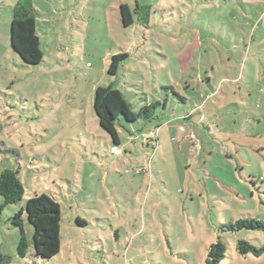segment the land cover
Masks as SVG:
<instances>
[{
	"label": "rangeland",
	"instance_id": "374dc122",
	"mask_svg": "<svg viewBox=\"0 0 264 264\" xmlns=\"http://www.w3.org/2000/svg\"><path fill=\"white\" fill-rule=\"evenodd\" d=\"M16 1L0 0V172L16 170L24 194L7 206L0 196L5 264H205L217 238L220 264H264L236 250L240 239L264 246L263 232L228 230L264 221V22L242 23V7L258 9L240 0H31L43 58L28 66L10 45ZM116 54L128 57L112 77ZM110 83L134 114L166 100L153 119L120 117L118 146L93 109L96 88ZM43 194L60 205V252L35 256L24 212L22 258L12 219Z\"/></svg>",
	"mask_w": 264,
	"mask_h": 264
},
{
	"label": "trees",
	"instance_id": "16d2710c",
	"mask_svg": "<svg viewBox=\"0 0 264 264\" xmlns=\"http://www.w3.org/2000/svg\"><path fill=\"white\" fill-rule=\"evenodd\" d=\"M218 1L224 2L225 4L227 3L226 0ZM142 9L145 8L137 7L135 13ZM242 9L246 10L244 7H242ZM144 14L145 12H143V15ZM120 15L124 27H129L133 24L132 13L126 5L120 6ZM254 21H257L256 26L258 23L260 24L259 18ZM246 22H248V19H246V21L243 19L242 23L247 25L248 23ZM36 23L35 10L31 0H17L15 5L11 7L10 45L21 61L28 66L40 64L43 58L40 38L36 31ZM252 23L253 21L251 24ZM262 31L264 32V28ZM244 47H247L245 43ZM241 56L242 55L236 56L238 57V61L241 59ZM127 57V54L113 55L108 68V74L115 77L118 73L120 64ZM208 80L209 78L207 75L204 76V81L208 82ZM163 89L171 90L173 96L177 97L181 102L186 101V98L180 96L172 87L167 86L163 87ZM160 104V102H155L145 105L139 109L137 114H134L128 108L122 93L114 88L113 83L96 88L93 98V109L98 118L100 128L109 134L115 146L120 144L116 129V123L120 117L128 123H133L136 121L137 117L150 120L155 118L156 108ZM161 105L163 109H165L166 100L165 103ZM23 194V186L16 170L5 169L0 172V196L3 198V204L5 206L18 203L22 199ZM24 212L28 223L33 228L32 246L35 256L44 259H52L58 255L61 248L60 228L62 221L59 203L43 194L29 199L25 208L14 215L12 224L14 227L18 228L21 233L17 246V254L22 258L26 255L28 248L27 239L23 230L22 215ZM77 224L82 225L83 221L78 219ZM228 230L232 232L245 230L264 233V221L258 218L238 220L234 224L229 225ZM236 250L240 256L252 255L255 258H259L264 255V246L257 247L251 244L250 241L244 239L237 241ZM225 253V244L220 238H217L208 248L205 264H220L225 258ZM8 261L9 259L7 257L0 255V264H5Z\"/></svg>",
	"mask_w": 264,
	"mask_h": 264
},
{
	"label": "crops",
	"instance_id": "0c3cea01",
	"mask_svg": "<svg viewBox=\"0 0 264 264\" xmlns=\"http://www.w3.org/2000/svg\"><path fill=\"white\" fill-rule=\"evenodd\" d=\"M241 4L242 5H251V6H255L258 11L254 10V11H251V12H248L246 10H243L242 12V18L244 19V21H246V19H248V23L247 25H250L252 21L256 20L259 18L260 20V24L264 22V1L261 2V0H258V3L256 5H254L253 3H249L248 0H240ZM258 47L260 46H264V42L262 39H259V42L257 43ZM264 52V50H261ZM208 77V76H207ZM210 78V77H208ZM204 81V80H203ZM208 82H210V79L208 80ZM207 82V83H208Z\"/></svg>",
	"mask_w": 264,
	"mask_h": 264
}]
</instances>
